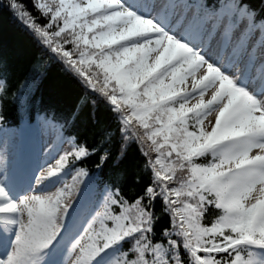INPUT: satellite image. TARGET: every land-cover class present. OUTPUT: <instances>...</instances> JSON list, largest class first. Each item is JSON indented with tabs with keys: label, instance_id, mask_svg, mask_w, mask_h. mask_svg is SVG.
Masks as SVG:
<instances>
[{
	"label": "snow or ice",
	"instance_id": "6c2138e0",
	"mask_svg": "<svg viewBox=\"0 0 264 264\" xmlns=\"http://www.w3.org/2000/svg\"><path fill=\"white\" fill-rule=\"evenodd\" d=\"M9 7L146 146L150 183L132 201L106 192L72 239L71 264H264V57L257 68L211 53L126 0H33L44 25L18 0ZM88 155L73 144L23 190L0 159V264H47L74 232L88 172L63 177ZM158 199L170 224L159 238ZM211 208L220 214L205 224Z\"/></svg>",
	"mask_w": 264,
	"mask_h": 264
},
{
	"label": "trees",
	"instance_id": "16d2710c",
	"mask_svg": "<svg viewBox=\"0 0 264 264\" xmlns=\"http://www.w3.org/2000/svg\"><path fill=\"white\" fill-rule=\"evenodd\" d=\"M145 1L154 0H142ZM18 2L37 23H47V18L33 7V0ZM237 3L246 6L255 17V22L247 19L239 43L256 28V41H263L264 28L259 31L258 26L264 25V0H163L160 15L166 16L168 22L178 5H181L180 12L193 5L189 31L207 16L213 18V29L223 20L222 43L225 44L240 18L235 10ZM41 123L55 127L53 151L64 142L70 143V150L73 144L85 145L89 150L86 158L69 164L65 170L64 177L70 179L78 169H85L88 177L77 203L80 211L76 228L72 234H65L49 256L52 264L107 191L118 190L129 201L143 193L151 181L148 160L142 151L146 146L122 132L120 116L109 101L48 49L9 7V0H0V129H13L18 134L20 170L17 176L20 178H30L34 173ZM137 131L142 133L143 129L137 128ZM201 162L206 161L202 158ZM154 212L159 218L154 225L159 238L161 231L170 226L169 216L159 199ZM219 214L220 210L211 208L203 222L210 224ZM127 247V244L123 246L125 250ZM109 258L113 260L115 255L106 259Z\"/></svg>",
	"mask_w": 264,
	"mask_h": 264
},
{
	"label": "rangeland",
	"instance_id": "374dc122",
	"mask_svg": "<svg viewBox=\"0 0 264 264\" xmlns=\"http://www.w3.org/2000/svg\"><path fill=\"white\" fill-rule=\"evenodd\" d=\"M163 0H154L152 2H142V0H126L127 3L135 6L138 10L151 13V15L156 16L160 15V9L162 6ZM154 5V7H153ZM147 6V7H145ZM180 6L178 5L177 10L174 12V15L168 20L169 26L181 33L182 35L190 38L194 43L200 45L205 50L210 51L211 53H220L223 57L239 60L244 63H247L251 60L257 68H259L261 63V58L264 55V40L257 42L256 34L257 28L253 33H251L247 38L240 41V36L242 31L247 23V19L243 18L240 15V18L237 22V25L233 27L232 32L228 38V41L223 44L222 42V28L225 23L223 20L217 25L216 29H213L214 25L213 18L205 17L203 21H200L198 25L195 26L193 31H189L190 22V11L192 10L193 5H189L185 11L180 12ZM228 12V11H227ZM225 12V14L227 13ZM214 16V15H213ZM221 17V15H220ZM201 22H203L201 24ZM259 31L261 26H258ZM252 56V57H251ZM214 122V116L209 117L205 121L208 130H210L211 125L209 123ZM40 136L37 144V152L34 158V174H39V170L42 166H46V163H55V160L66 151L70 150V143L64 142L61 146L58 147L56 151H53L52 143L55 138V127L50 126L49 124L40 125ZM18 134L13 129L1 128L0 129V159L3 160L4 166L7 169L6 175L8 180L15 184L16 187L20 190L27 189L30 183H34L32 178H20L17 176V171L20 170V164L18 162L17 154V143H18ZM16 169V170H15ZM66 181H70V178L64 177ZM61 185H56L59 187ZM55 187L49 188V191H55ZM103 205V200L99 202L96 209L86 217L84 224L85 226L87 221L92 218L95 212L101 210ZM82 230V228H81ZM73 239V238H72ZM72 239L67 243V246L55 257L52 264H71L75 260V254L69 253L68 249L72 243ZM87 242L86 239L84 241ZM4 249L0 248V255H3ZM108 260H111L110 258ZM51 261V257L47 258V264Z\"/></svg>",
	"mask_w": 264,
	"mask_h": 264
}]
</instances>
